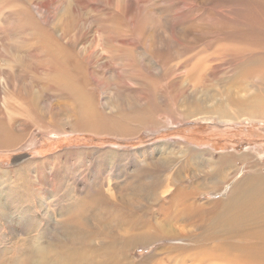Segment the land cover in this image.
I'll use <instances>...</instances> for the list:
<instances>
[{"label": "rangeland", "instance_id": "374dc122", "mask_svg": "<svg viewBox=\"0 0 264 264\" xmlns=\"http://www.w3.org/2000/svg\"><path fill=\"white\" fill-rule=\"evenodd\" d=\"M201 155L230 161L209 186ZM257 162L264 0H0V264L42 263L36 244L78 264L195 263L214 219L185 223L223 217ZM188 184L196 206L163 219L170 234H121Z\"/></svg>", "mask_w": 264, "mask_h": 264}, {"label": "bare ground", "instance_id": "6f19581e", "mask_svg": "<svg viewBox=\"0 0 264 264\" xmlns=\"http://www.w3.org/2000/svg\"><path fill=\"white\" fill-rule=\"evenodd\" d=\"M218 115L221 117L225 116L222 112H218ZM183 153L187 154L185 151ZM172 155L173 152L170 154H163V157H172ZM257 160L259 159L257 158ZM198 161L201 162V164H199L204 169L203 175L199 176V181H201L202 186H209L211 175L213 173L217 175L218 170L222 172L223 167L228 168L230 163L229 160H216L210 155L208 158L203 155L198 156ZM246 174L247 178L234 183L227 196L223 200L217 201L216 204L222 206V211H225L223 217L220 218L219 215H215L216 206H213L207 209L203 208L202 210L203 214H210V217H200L196 222L193 219H189L185 223L184 229L194 232L196 230H201L200 227L211 218L214 219L213 225L209 230L195 235V239H197L196 243L205 242L206 244L197 245L185 251L188 259L196 261L195 263L192 262L189 264H264V172L262 171L260 163H258V166L254 164L249 165ZM193 178L195 177L193 176ZM216 180L215 183L213 182V185L219 183L217 178ZM222 184L220 186H222ZM195 186L188 184L185 188L179 189L176 187L175 190L173 189L171 194H169L168 198L164 200V203L160 204L161 206L158 209L159 219L157 218V220L145 226H131L134 232H131L130 228L125 227L121 230V234L130 235L136 239L138 235L146 233L155 235L170 234L172 232L171 228L163 223V219L173 215L190 212L195 208L197 196V190L194 188ZM171 187H173V184H171ZM169 188L170 186H167L164 192L170 193ZM230 206L234 210L233 212H230ZM200 207L202 206H197L199 209L196 212L197 214H199ZM191 224L193 225L190 227L189 225ZM175 229L176 227H173V230ZM141 237L143 238L144 236ZM128 244L129 241H126L123 244V248H126ZM88 252L96 257L99 256V254L94 251ZM32 254L35 256L40 254L44 260L42 263L33 260L31 264H51L58 256L65 257L64 262L61 264H78L79 258L83 255V253L76 251H56L49 245L42 246L40 244L35 245L32 249ZM161 254L162 250H158L153 252L152 255L158 261L159 259H157V257ZM168 254L172 255L173 258L177 257V254L172 252ZM183 263L185 262L183 261Z\"/></svg>", "mask_w": 264, "mask_h": 264}]
</instances>
